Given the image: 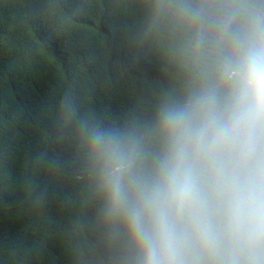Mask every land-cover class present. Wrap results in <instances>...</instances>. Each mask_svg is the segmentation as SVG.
Listing matches in <instances>:
<instances>
[{"label":"trees","instance_id":"obj_1","mask_svg":"<svg viewBox=\"0 0 264 264\" xmlns=\"http://www.w3.org/2000/svg\"><path fill=\"white\" fill-rule=\"evenodd\" d=\"M156 0H0V264H131L88 142L150 134L199 82Z\"/></svg>","mask_w":264,"mask_h":264},{"label":"clouds","instance_id":"obj_2","mask_svg":"<svg viewBox=\"0 0 264 264\" xmlns=\"http://www.w3.org/2000/svg\"><path fill=\"white\" fill-rule=\"evenodd\" d=\"M200 82L150 134L93 128L107 220L131 264H264V0H156Z\"/></svg>","mask_w":264,"mask_h":264}]
</instances>
